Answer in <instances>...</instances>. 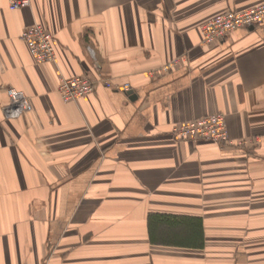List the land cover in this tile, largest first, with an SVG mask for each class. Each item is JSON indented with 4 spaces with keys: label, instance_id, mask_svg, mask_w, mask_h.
Masks as SVG:
<instances>
[{
    "label": "crops",
    "instance_id": "1",
    "mask_svg": "<svg viewBox=\"0 0 264 264\" xmlns=\"http://www.w3.org/2000/svg\"><path fill=\"white\" fill-rule=\"evenodd\" d=\"M8 1L0 264H264V20L212 45L200 34L264 0ZM34 22L53 36L54 63L20 39ZM80 75L94 91L63 102L59 79ZM9 88L30 101L18 119L3 114ZM218 113L230 143L171 133Z\"/></svg>",
    "mask_w": 264,
    "mask_h": 264
},
{
    "label": "built area",
    "instance_id": "2",
    "mask_svg": "<svg viewBox=\"0 0 264 264\" xmlns=\"http://www.w3.org/2000/svg\"><path fill=\"white\" fill-rule=\"evenodd\" d=\"M31 0H9L8 9L11 11L28 9ZM264 20V4L243 11H226L214 16L200 27L202 43L204 45L216 44L224 40L230 33L241 28H249L261 24ZM20 39L25 43L30 56L37 63H54L56 54L52 44L53 36L38 22L21 31ZM90 55L93 51L87 47ZM177 59L160 67L154 74L170 71L175 67ZM97 83L86 76L60 78L57 92L63 102H74L77 99L90 95ZM101 86L111 88L108 81H102ZM130 86L123 84L117 90L127 92ZM7 105L3 108L6 119H18L31 110L28 97L19 90L9 88L6 90ZM171 133L178 140H207L216 143H230L224 115L211 114L202 118L181 123L172 128Z\"/></svg>",
    "mask_w": 264,
    "mask_h": 264
},
{
    "label": "trees",
    "instance_id": "3",
    "mask_svg": "<svg viewBox=\"0 0 264 264\" xmlns=\"http://www.w3.org/2000/svg\"><path fill=\"white\" fill-rule=\"evenodd\" d=\"M165 222L168 223V224L174 225V226L176 225L175 223H170V222L167 221V220H166Z\"/></svg>",
    "mask_w": 264,
    "mask_h": 264
}]
</instances>
